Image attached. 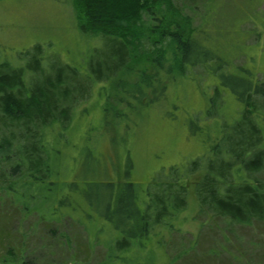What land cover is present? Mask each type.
<instances>
[{"label": "rangeland", "instance_id": "1", "mask_svg": "<svg viewBox=\"0 0 264 264\" xmlns=\"http://www.w3.org/2000/svg\"><path fill=\"white\" fill-rule=\"evenodd\" d=\"M66 1L0 0V65L22 67L33 84L44 79L32 72L38 62L44 74L67 66L89 81L66 124L43 126L47 178L18 176L15 161L0 168L12 171L8 181L0 177V264H264V220L242 224L200 212L192 182L184 198L168 195L157 207L167 195L160 184L182 182L219 126L239 116L232 76L264 82V0H199L197 14L184 9L188 18L159 0L156 14H143L157 40L177 28L183 38L194 35L200 54L187 51L183 73L174 62L170 68L168 54L170 70L157 78L166 88L150 101L149 91L142 101L124 95L120 74L94 79L90 65L99 64L94 55L107 53L108 42L84 33ZM144 65L146 73L155 70L153 62ZM100 184L112 189L109 207ZM130 191L134 205L126 202ZM146 206L154 219L142 235L128 215Z\"/></svg>", "mask_w": 264, "mask_h": 264}, {"label": "trees", "instance_id": "2", "mask_svg": "<svg viewBox=\"0 0 264 264\" xmlns=\"http://www.w3.org/2000/svg\"><path fill=\"white\" fill-rule=\"evenodd\" d=\"M158 1H66L74 7V18L84 33L99 35L108 42L107 53L100 51L94 55L99 64L95 69L90 65L94 79H106L112 74H120L125 80H119L117 84L123 94L141 101L146 98L147 91L151 94L149 101L157 98L152 97L155 91L158 92V99L163 95L166 86L157 79L158 70L163 67L166 71L170 70L174 62V69L183 73L186 72V61L189 60L185 58L187 51L196 54V57L200 56L193 34L184 36V39L176 28L162 31V40L155 38L158 29H155L156 26H148L142 18L143 14L149 18L157 13L155 5ZM197 1L166 0L175 13L186 18L191 15H186L188 13L184 11L185 8L197 14V5L193 6ZM156 18L162 22V17ZM168 54L171 57L170 68L165 66V61L169 60ZM145 62H153L155 70L152 73L145 72L148 70ZM203 63L202 60L197 61L193 67ZM36 64L32 72L36 78L40 75L44 79L34 84L30 80L31 76L30 79L28 76L24 79L22 67L17 69L0 65V168L9 161H15L18 176L33 174L34 177L44 179L51 173L47 160L43 162V126L56 120L66 124L72 104L77 101V97L88 92L89 81L83 83L75 71L67 66L52 65L50 73L44 74L45 70L39 67V62ZM138 65L139 71L136 69ZM232 79L234 82L228 83L229 88L243 103L239 116L233 122L227 124L224 121L219 126L220 135L211 140L206 155L190 162L189 171L182 182L178 181L180 178L174 177L172 181L160 184V189L167 195L161 203L158 201L160 205L157 207L165 204L168 195L171 198L173 196V199L178 196L184 198L187 185L192 182L200 212L206 208L242 224L264 220V82H253L248 77L240 76H232ZM4 176V181H8L12 171L0 173L1 178ZM192 176L194 180L190 179ZM51 186L49 184L47 190ZM101 186L96 189L107 195L102 197L100 193L101 201L109 207L112 189L109 187L107 191L106 186ZM133 198H136L135 192L130 191L129 198H126L129 202H126L134 205L137 200L133 202ZM151 204L155 206L152 201L149 206ZM180 204L173 205L176 208ZM149 206L142 213L136 210L135 215H128V219L136 223L137 230L142 227V235L149 232L154 219L150 216Z\"/></svg>", "mask_w": 264, "mask_h": 264}]
</instances>
